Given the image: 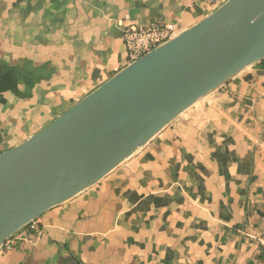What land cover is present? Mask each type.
Listing matches in <instances>:
<instances>
[{"label": "crops", "instance_id": "crops-1", "mask_svg": "<svg viewBox=\"0 0 264 264\" xmlns=\"http://www.w3.org/2000/svg\"><path fill=\"white\" fill-rule=\"evenodd\" d=\"M225 2L0 0V154L126 66V25L180 34ZM36 223L0 264H264V69L233 77Z\"/></svg>", "mask_w": 264, "mask_h": 264}, {"label": "water", "instance_id": "water-1", "mask_svg": "<svg viewBox=\"0 0 264 264\" xmlns=\"http://www.w3.org/2000/svg\"><path fill=\"white\" fill-rule=\"evenodd\" d=\"M264 61V0H226L0 154V248L97 185L197 102Z\"/></svg>", "mask_w": 264, "mask_h": 264}, {"label": "built area", "instance_id": "built-area-1", "mask_svg": "<svg viewBox=\"0 0 264 264\" xmlns=\"http://www.w3.org/2000/svg\"><path fill=\"white\" fill-rule=\"evenodd\" d=\"M178 35L179 27L173 23H131L126 25L122 30V40L126 53V66L139 60L144 55ZM29 228L36 233L39 232L36 221L32 222ZM14 237L4 243L0 248V252L11 250L14 244Z\"/></svg>", "mask_w": 264, "mask_h": 264}, {"label": "trees", "instance_id": "trees-1", "mask_svg": "<svg viewBox=\"0 0 264 264\" xmlns=\"http://www.w3.org/2000/svg\"><path fill=\"white\" fill-rule=\"evenodd\" d=\"M256 67L264 69V61H262L261 63L257 64ZM263 254H264V252H263Z\"/></svg>", "mask_w": 264, "mask_h": 264}]
</instances>
